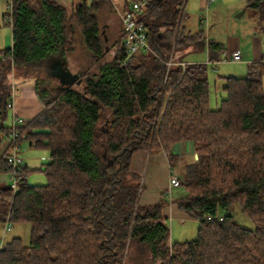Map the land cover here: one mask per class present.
Listing matches in <instances>:
<instances>
[{"label":"trees","instance_id":"obj_1","mask_svg":"<svg viewBox=\"0 0 264 264\" xmlns=\"http://www.w3.org/2000/svg\"><path fill=\"white\" fill-rule=\"evenodd\" d=\"M108 2L85 0L69 14L50 0H11L3 15L11 17L12 47L0 49V175L13 171V123L5 120L14 71L38 76L42 104L15 130L17 144L48 148L50 161L44 186L28 183L26 165L17 192L0 183V221L31 226L30 243L3 245L0 264H125L129 254L145 264H264V57L246 77L220 76L226 97L212 108L209 65L186 55L207 50L208 62L217 63L225 46L203 31L188 32L187 0H149L140 22L151 50L126 64L123 29L108 47L99 24ZM247 9L264 22V0H247ZM79 40L91 64L73 77L55 74ZM52 78L61 82L53 86ZM186 141L198 159L178 175L184 192L174 202L199 227L194 240L172 243L166 202L140 204L131 161L138 151H164L175 173L172 147ZM237 206L253 230L236 223Z\"/></svg>","mask_w":264,"mask_h":264},{"label":"rangeland","instance_id":"obj_2","mask_svg":"<svg viewBox=\"0 0 264 264\" xmlns=\"http://www.w3.org/2000/svg\"><path fill=\"white\" fill-rule=\"evenodd\" d=\"M11 0H0V49L10 47L12 44V28L9 24L3 21V14L11 13L9 2ZM90 3L91 0H88ZM126 0H111L105 3L99 13V24L109 37L108 47L120 38L122 29V14L127 8ZM185 10L189 18L187 20V29L191 34L203 31L207 39L222 43L228 49V43H234L242 53L241 62H227L225 59L227 54L220 57L218 63H209L207 50L199 52H191L186 55V60L189 63H208L209 65V80L211 83V106L218 108L221 101L226 97L223 91L224 82L220 76H235L246 77L248 67L252 63L259 61V57L264 56V22L262 23L257 16L253 15L250 9H247V0H215L208 4L203 0H187ZM7 43V45L5 44ZM3 47V48H2ZM115 54V48L106 54L105 61L112 60ZM68 67L70 71L79 73L82 67H87L91 64V58L86 47L79 40L75 50L69 55ZM256 58V59H255ZM261 61V60H260ZM263 67V66H262ZM260 69L264 84V69ZM44 74L39 75L44 78ZM63 77V74H61ZM73 77V76H72ZM53 79V78H52ZM38 76L26 77L19 72L14 71L8 77V83L11 85L15 95L19 94L23 84H35ZM51 85H56L61 82L60 79H53ZM32 82V83H30ZM34 83V84H33ZM264 86V85H263ZM8 117L5 120V125L12 127L11 109L8 111ZM6 139L5 141H7ZM155 154V153H152ZM185 154V153H184ZM195 154V152H194ZM24 159L27 164V180L31 186H44L47 184V177L43 171L45 164L50 161V150L46 147H36L25 140L18 150L17 154ZM196 155V154H195ZM181 163L174 162L177 166L175 174L181 175L182 169L190 163L194 162L193 156L185 154L180 158ZM145 164V163H144ZM141 171V170H140ZM132 170L137 175L139 180L141 195L144 197L147 190V182L145 172ZM1 187L7 188L10 186V176L8 174L0 175ZM171 191L172 198H177L183 194L182 188H173ZM4 202H0V211H2ZM234 219L241 227L253 230V221L242 212L237 206L234 211ZM4 222L0 221V243L6 245L14 238H20L25 245H28L31 240V226L28 223H11L10 230H5ZM167 225L170 228V241L186 242L194 240L197 237L199 222L196 220H188L185 223L179 222L177 219L167 220ZM131 253V250H130ZM125 264H145L137 259L132 260L131 254L126 258ZM150 264V263H147Z\"/></svg>","mask_w":264,"mask_h":264},{"label":"crops","instance_id":"obj_3","mask_svg":"<svg viewBox=\"0 0 264 264\" xmlns=\"http://www.w3.org/2000/svg\"><path fill=\"white\" fill-rule=\"evenodd\" d=\"M50 1L63 6L68 11L69 14H72L75 6H78L82 3L81 0H50ZM203 1L205 3L208 2V0H203ZM127 10L128 7L126 8L125 11ZM3 21L5 22L4 18ZM1 40H3V38L0 39V43ZM5 44L7 45V43ZM11 47L12 44L10 47L7 48H11ZM237 49L238 48L234 43H228V49L225 48V50L222 52L220 57L223 54L225 55L227 54L228 56V54H230L232 51ZM256 57L257 59L262 60L264 56L258 58V55L256 54ZM260 60L256 62H260ZM261 67L262 69H264V62L260 64V69ZM262 81H263V77H262ZM41 110H42V104L39 101L34 91V85L23 84V86H21L20 88L19 94L17 95L14 94V108L11 109L12 120L14 116H18L24 120H29L33 118L35 115H37ZM2 148L3 145L0 146V153ZM172 152L179 156L178 164L181 163L180 158L183 157L185 154H190L193 156V159H196V155L194 154V148L191 142L186 141L174 145L172 147ZM131 169L137 171L141 170L142 173L145 172V179L148 188L146 190V194L144 195L143 199L142 197H140L141 205L152 206L161 201H165L166 205L164 206L162 213L166 219V223L168 219L170 220L177 219L182 224L187 222L188 220H194L190 218L185 212L181 211L178 208L177 204H175L174 202L176 198H172L171 196V191L174 189L170 188V178L171 175L174 173V171H172L173 166L170 163L168 153L164 151H160L155 154L149 153L147 151L135 152L132 156ZM181 195L183 194H180V196Z\"/></svg>","mask_w":264,"mask_h":264},{"label":"built area","instance_id":"obj_4","mask_svg":"<svg viewBox=\"0 0 264 264\" xmlns=\"http://www.w3.org/2000/svg\"><path fill=\"white\" fill-rule=\"evenodd\" d=\"M85 1V0H81ZM215 0H208V4H211ZM149 0H136L133 3H131L128 7V10L123 13L121 16L122 18V29L124 33L123 38V46L125 49V61L126 64L129 59H131L134 55H136L139 52L143 51H150L151 47L149 44L148 39V33L145 28V25L140 22L141 15L143 11L146 8L147 3ZM11 8V7H10ZM5 22L7 24H11V17L9 16ZM243 59L242 53L239 49L232 51L228 56L226 57L227 62H241ZM264 61V58H263ZM173 63L170 61L168 62V66L170 67ZM183 66L186 63H181ZM8 108L12 109L14 108V93L12 101L9 102L7 105ZM13 135L10 139V144L12 146L11 152L8 158L9 163L11 164L13 171L9 175L10 176V187L14 192L18 191V181L21 179L20 173L23 169V167L26 165V162L24 159L20 158L18 154V150L20 149L19 144H17V132L15 131L17 127L22 126L24 124V121L19 118L18 116H14L13 118ZM180 186V180L178 178L177 174H172L170 178V188H178ZM207 221L213 222L214 218L207 217ZM220 221H223V217H220ZM11 223L7 222L5 224V230H10ZM2 243H0V248L2 247Z\"/></svg>","mask_w":264,"mask_h":264},{"label":"water","instance_id":"obj_5","mask_svg":"<svg viewBox=\"0 0 264 264\" xmlns=\"http://www.w3.org/2000/svg\"><path fill=\"white\" fill-rule=\"evenodd\" d=\"M55 74H57V75L64 74V76H69V77L74 76L73 73L69 70L66 61H64V63L62 62V63L57 64V66L55 67ZM30 144L32 145L31 142H30ZM196 159H198L197 154H196Z\"/></svg>","mask_w":264,"mask_h":264}]
</instances>
